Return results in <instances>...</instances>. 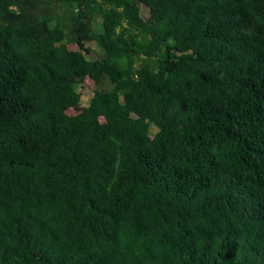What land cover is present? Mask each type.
<instances>
[{
    "label": "trees",
    "instance_id": "16d2710c",
    "mask_svg": "<svg viewBox=\"0 0 264 264\" xmlns=\"http://www.w3.org/2000/svg\"><path fill=\"white\" fill-rule=\"evenodd\" d=\"M0 264H264V0H0Z\"/></svg>",
    "mask_w": 264,
    "mask_h": 264
},
{
    "label": "rangeland",
    "instance_id": "374dc122",
    "mask_svg": "<svg viewBox=\"0 0 264 264\" xmlns=\"http://www.w3.org/2000/svg\"><path fill=\"white\" fill-rule=\"evenodd\" d=\"M145 14L147 15L148 13ZM60 17H63V13L61 12L59 14ZM93 29L95 32H101L102 30V20L100 17H96L94 18L93 21ZM68 47L71 50H77L78 47L75 44H69ZM87 47L91 50L90 53L86 54L88 59H96L98 57V55L100 54V49L98 48V46L96 45L95 42H90L87 44ZM109 86V82L106 83V87ZM96 89V85L94 83V81H92L91 79H87L83 84H81L79 86V91L81 93V104L82 105H87L89 99L92 97L94 90ZM77 112L74 110H70L69 114H76Z\"/></svg>",
    "mask_w": 264,
    "mask_h": 264
}]
</instances>
